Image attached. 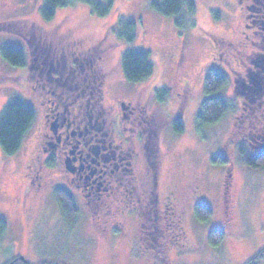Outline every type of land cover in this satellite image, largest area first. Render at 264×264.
I'll return each mask as SVG.
<instances>
[{
    "label": "rangeland",
    "instance_id": "obj_1",
    "mask_svg": "<svg viewBox=\"0 0 264 264\" xmlns=\"http://www.w3.org/2000/svg\"><path fill=\"white\" fill-rule=\"evenodd\" d=\"M41 1L0 0V22H16L8 30H0V46L20 47L27 58L39 42H51L58 54L63 43L81 40L92 59H102L120 73L122 52L128 48L145 50L154 65L152 76L162 83L174 72L168 56L182 50L183 65L178 78H195L199 91L192 102V115L183 121V131L175 133L169 129V134L164 132L161 137L162 151L174 142L176 146L164 159L159 188L173 189L184 238L182 246L168 242L161 262L155 256L158 246L151 235H140L142 243L135 245L140 219L145 215L133 213L126 224L127 235L118 238L114 233H104L97 249L91 239L93 233L82 220L81 208L79 226L71 236L66 235L71 240L67 241L66 225L53 223L55 217H61L53 193L25 192L26 165L36 144V92L28 84L27 69L10 67L0 57V110L6 100L16 96L35 112L18 151L6 157L0 149V217L7 223L0 241V264L14 255L31 264H246L264 246V168H251L240 157V147L252 155L251 146L256 142L244 139L239 130L241 122L235 118L239 102L230 80L215 95L231 102L232 108L214 125L197 129L194 121L206 97L201 82L216 62L212 57L218 56L207 31L235 40L243 29L242 11L231 0L230 6L222 0H196L194 20L186 19V28L180 31L171 17L160 15L150 6L152 0H113V11L105 17L92 14L89 5L81 0H67L48 21L40 15ZM119 16L135 21L138 36L133 42L122 43L113 35L111 29ZM216 68L226 73L219 65ZM249 133L258 140L255 132L250 129ZM216 155L221 159L214 160ZM199 200L212 209L208 221L194 217L193 206ZM212 228L224 232L218 245L208 242ZM257 264H264V259Z\"/></svg>",
    "mask_w": 264,
    "mask_h": 264
},
{
    "label": "flooded vegetation",
    "instance_id": "obj_2",
    "mask_svg": "<svg viewBox=\"0 0 264 264\" xmlns=\"http://www.w3.org/2000/svg\"><path fill=\"white\" fill-rule=\"evenodd\" d=\"M222 1L230 6L228 0ZM231 1L242 11L243 29L233 41L207 31L218 55L212 57L216 62L207 72L222 73L226 84L230 80L239 102L235 115L241 122L239 130L244 139L256 142L252 151L264 150V0ZM54 49L51 42L37 43L20 68L29 71L28 84L38 103L36 144L26 165L25 192L64 190L78 208L75 223L70 227L61 214L53 223L65 224L64 234L71 236L82 208V220L97 249L104 233L126 236L133 213L147 217L146 234L155 246H169L183 229L182 218L174 207L173 189L161 191L159 177L164 159L176 145L162 151L159 143L169 129L177 133L175 127L180 126L183 131L199 91L195 78H178L182 50L168 56L174 72L167 82L152 76L132 83L118 68L92 59L81 40L63 43L58 54ZM139 238L138 233L136 246L142 243Z\"/></svg>",
    "mask_w": 264,
    "mask_h": 264
},
{
    "label": "trees",
    "instance_id": "obj_3",
    "mask_svg": "<svg viewBox=\"0 0 264 264\" xmlns=\"http://www.w3.org/2000/svg\"><path fill=\"white\" fill-rule=\"evenodd\" d=\"M91 9V13L97 17H105L113 11V0H81ZM67 0H42L39 12L41 17L48 21L55 15L56 10L64 7ZM150 6L160 15L171 17L176 28L180 31L186 28V19H193L196 13V0H152ZM194 20V19H193ZM15 21L0 22V30H8ZM191 26L194 22L191 21ZM113 35L122 43H130L136 40L138 29L133 19L127 16H119L114 23ZM0 57L13 68H23L26 62V55L22 48L13 45L0 46ZM120 65L124 78L128 82H138L147 79L154 72V65L150 53L145 50L128 48L120 56ZM227 78L222 73L209 70L203 79L202 91L206 97L201 101L195 115V126L197 129L207 125H214L232 108V103L215 94L226 84ZM33 108L19 97H12L6 100L0 110V149L6 157L12 156L20 148L23 138L34 120ZM175 131L180 132L181 127L176 126ZM247 154L243 148H239L240 157L251 168H264V150L252 151ZM221 157L216 155L214 160ZM53 196L59 212L66 219L69 226L75 223V215L78 208L73 198L61 188L53 189ZM194 217L201 222L208 221L212 215L210 205L203 201H197L193 206ZM150 223L146 217H141L139 223L140 235L144 236ZM7 231L6 220L0 217V241ZM184 231L181 229L179 235L173 241L174 245L181 244ZM224 232L219 228H212L208 232V242L218 245L223 239ZM166 247H158L155 256L164 260ZM264 259V246L260 248L246 264H257ZM2 264H31L20 256H12Z\"/></svg>",
    "mask_w": 264,
    "mask_h": 264
},
{
    "label": "water",
    "instance_id": "obj_4",
    "mask_svg": "<svg viewBox=\"0 0 264 264\" xmlns=\"http://www.w3.org/2000/svg\"><path fill=\"white\" fill-rule=\"evenodd\" d=\"M261 85H263V82L261 81Z\"/></svg>",
    "mask_w": 264,
    "mask_h": 264
}]
</instances>
